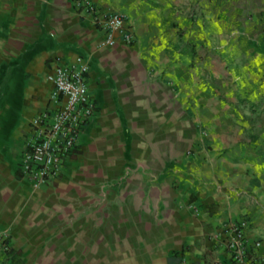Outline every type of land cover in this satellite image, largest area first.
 <instances>
[{
  "label": "crops",
  "instance_id": "1",
  "mask_svg": "<svg viewBox=\"0 0 264 264\" xmlns=\"http://www.w3.org/2000/svg\"><path fill=\"white\" fill-rule=\"evenodd\" d=\"M0 0V230L14 264H212L248 219L264 256V0ZM81 58L97 109L58 179L18 174L53 59Z\"/></svg>",
  "mask_w": 264,
  "mask_h": 264
},
{
  "label": "built area",
  "instance_id": "2",
  "mask_svg": "<svg viewBox=\"0 0 264 264\" xmlns=\"http://www.w3.org/2000/svg\"><path fill=\"white\" fill-rule=\"evenodd\" d=\"M84 15L104 32L102 46L115 43L118 31L127 44L136 41L134 34L123 28L124 17L117 11H101L93 0H73ZM89 66L81 58L65 61L53 59L46 77L52 82L48 104L29 121L24 148L18 158V174L33 187L54 182L68 162L80 152L79 137L91 121L97 103L88 87ZM248 219L232 222L224 227L227 258L212 264H264L259 255V240L250 241L245 234ZM182 261L181 264H185ZM0 264H14L8 235L0 230Z\"/></svg>",
  "mask_w": 264,
  "mask_h": 264
}]
</instances>
